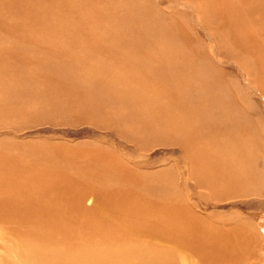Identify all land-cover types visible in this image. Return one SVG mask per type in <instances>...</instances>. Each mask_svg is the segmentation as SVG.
<instances>
[{"label": "rangeland", "instance_id": "1", "mask_svg": "<svg viewBox=\"0 0 264 264\" xmlns=\"http://www.w3.org/2000/svg\"><path fill=\"white\" fill-rule=\"evenodd\" d=\"M78 1L85 5L84 8L72 7ZM158 1L160 4L157 0H145L151 2V11L154 10L170 21H177L187 33L189 43L193 41L199 44L200 48L202 47L201 52L207 53L210 48L208 38L193 22L196 14L189 9H166L175 3L170 0ZM215 2L216 0H208L210 11ZM96 5V0H0V264H15L14 255L20 257L22 264L24 261L26 264H34L35 262L29 261L24 255L25 252H32L24 251V242L33 244L35 237L46 235L47 230H53L51 234L48 232L49 235L60 240L70 239L71 243L103 242L116 237L155 249H166L168 244L165 239L168 237L162 226L159 227L160 231L149 232L154 229L150 228L151 224L158 225L156 220L165 221L166 198L164 195L149 196L146 190L149 186L164 190L169 168L175 169L177 177L180 176L178 185L182 182L185 185V188L182 185L181 188L187 195L188 205L192 204L190 208L202 219L209 220L203 221L222 226L230 216L264 226V158L261 153L254 151L255 155H252L255 160L250 161L253 162V171L256 168V171H261L252 176L253 181L250 188L248 187H252V191L245 188L239 189L238 192L236 189L238 193L233 192L234 195L229 199L224 197L228 201H218L213 192L202 190L194 179H187L180 167L184 153L177 148V153L172 154L171 148L165 144L166 137L159 132V128L153 129L152 126L154 121L161 119L159 117H164L161 112L163 99L149 101L145 94L142 95L153 91L155 87L148 84L150 81L143 76L144 70L136 71L130 60L124 63L117 57V34L108 33L117 26L118 22L114 17L118 13L105 5ZM184 14L188 17L182 18ZM75 16L78 24L73 27L72 17ZM199 17L205 25L203 16ZM87 18L89 20H86ZM141 35L146 40L151 38V34ZM259 37L264 41L263 32H259ZM136 44L134 49H140L141 42ZM155 46L146 58L150 68L165 64L166 51L163 50V45ZM239 46L240 49L245 48L242 43H239ZM220 47L219 44L218 52L222 54L220 57L231 63L233 59L229 53ZM177 52L188 55L184 48H179ZM209 54L212 59L211 53ZM92 57L94 59H90ZM61 67H69L70 75L80 79L79 87L72 89L69 85L63 88L59 84L60 81H65ZM220 67L234 93L240 92L242 95L238 102L241 111L249 117L248 122L263 138L264 112L257 103L250 101L252 98L247 90L245 92L243 75L231 65ZM107 69L114 73L110 81L114 96L94 103H90L91 100L84 102L79 94L94 82H104ZM247 73L250 75L247 74L251 81L248 80L249 83L256 85L259 71L255 66H251ZM262 79L264 81V76ZM24 80L29 85L26 88ZM121 80L123 83L127 82L128 86L124 87ZM47 82L53 84L52 90L47 87ZM66 83L68 84V79ZM258 83L262 86L261 81ZM18 84L23 86L20 91L15 87ZM29 87H32L33 92L31 89L29 91ZM26 90L29 94L25 95ZM52 97L57 102L55 107L44 108L37 102V99L50 100ZM245 99H249L250 103ZM251 129H246L242 136L240 134V138L244 136L242 141L253 140L254 130ZM257 141L254 150L261 149V141ZM91 157L102 161L105 159V163H110L114 169L110 162L113 161L116 167L114 170L111 168L105 171L106 168L99 164L86 166L84 158ZM113 171L117 174H113ZM25 176L33 180L39 179L38 183L43 188L38 187H41L42 191L46 189L47 194L37 196L46 198L50 192L51 198L53 195L58 198L59 205L52 201L39 202L41 197L36 195L31 199L26 198L24 191L30 183L26 182ZM63 196L70 199H63ZM49 204L64 208L69 216L73 214L78 219L73 224L68 222L73 231H67L64 218L46 224L45 221H40L38 225L37 219L32 217L36 214H32L31 210L37 211L39 206L46 208ZM137 208L143 209L136 215L134 210ZM52 224L57 227L56 230L52 229ZM102 225L106 226V229ZM39 226L44 231L39 229ZM242 231L247 234L246 230L240 229L241 234ZM40 232L43 234H39ZM68 234L72 235L69 237ZM243 237L237 239L241 240ZM260 237L264 239V232L260 233ZM43 242L45 243V239ZM169 247L177 249L172 245ZM47 249L43 251H48ZM234 264H264V251H248V254L239 257Z\"/></svg>", "mask_w": 264, "mask_h": 264}, {"label": "bare ground", "instance_id": "2", "mask_svg": "<svg viewBox=\"0 0 264 264\" xmlns=\"http://www.w3.org/2000/svg\"><path fill=\"white\" fill-rule=\"evenodd\" d=\"M170 1L175 4L172 7H166V9L177 7L182 10L189 9L196 14L193 22L204 31L208 38L210 48L207 53L206 51L205 53L201 52L202 47L200 48L199 44L193 41L189 43L190 39L187 33L181 25L176 23L177 21H170L168 18L160 16L161 14L155 13L154 10L151 11V2L148 3L145 0H96V6L105 5L108 8L115 9L116 13H118L114 17L118 24L114 27L115 30L113 28L108 33L117 34V40H119V45L115 43L117 57L121 58L120 60L124 63L130 60L131 66L136 71L144 70L143 76L150 81L147 83L155 87L153 91L142 93V95L145 94L144 96H147V99H150L149 101H156L159 98L163 99L161 112L164 117H159L161 119L154 121L152 126L153 129L155 127L159 128V132L166 137L165 144L171 148L172 154L175 155L177 153V148L184 153L183 164H180L183 169L182 173L187 176V179H194L195 183L202 187V190L213 192V195L217 196L218 201L219 199H221L220 202L228 201L236 189L238 192H240L239 189L244 190L246 188L245 190H247L251 186V181H253L252 176L261 173V171H256L257 168L253 171V162L251 163L250 161L252 159L253 161L255 160L252 155H255L254 151L261 153L264 158V135L262 138V135L257 134L253 126L248 122L249 117L241 111L242 109L238 104L240 102L239 97H242V95L240 92L234 93L230 87L231 85L229 86L230 83L228 84V78L221 72L220 66L231 65L241 72L246 85L245 92L247 90V93L251 96L250 98H252L250 101L257 103L264 112V81L262 79L264 76V41L259 37V32L264 33V0H255V2L254 0L252 2H248V0H216L215 6L211 11L208 7V0ZM178 2H180L179 5ZM80 3L81 1H78L72 7L84 8L85 5ZM157 3L160 4L158 0ZM199 15L203 16L207 24L205 23L204 25ZM182 16V18L188 17L185 14ZM72 18V25L75 27L78 24V20L75 19L76 16ZM86 20L89 19L87 18ZM162 24L165 26L163 27ZM61 30H64V28H61ZM141 34L143 36L151 34L150 40L144 39ZM138 42H141V48L134 49ZM157 43L159 45L162 44L164 47L160 51L162 49L166 51L165 64L162 63L158 67L150 68L146 58L150 56L151 50L155 49V45H158ZM239 43H242L245 48L242 47L240 49ZM219 44L221 45L220 48L229 53L233 59L231 63H227L221 58L222 54L218 52ZM179 48L187 50L188 55L177 52ZM208 52L211 53L212 59L209 57L210 54ZM251 66H255L259 71L256 85L249 83L250 78L247 71L249 68L251 69ZM60 69L64 73L63 79L65 81L58 82L63 88L70 85L73 89L78 86L80 79L70 75L69 67H61ZM107 72L104 82L93 81L94 83L90 87L85 88L84 91L82 90L83 93L81 92L79 97L82 96L84 102L91 100L90 103H94L112 97L114 90H111L110 81L114 73L112 71L109 72L108 69ZM23 77L20 76V78ZM27 78L29 77L27 76ZM66 79H68V84ZM258 81H261L262 86H259L260 82L258 83ZM121 83H123L122 80ZM26 84L27 82L24 80V88L29 86ZM18 85L15 86L17 90H22V84ZM47 85L52 90L51 86L53 84L47 82ZM123 86L127 87L128 83H123ZM31 88L29 87V91ZM149 88L152 89V87ZM118 89L121 90V88ZM24 94H29V92L26 90ZM249 99L245 100L250 103ZM37 102L44 108L55 107V104H57L54 97L50 100L43 98L38 101L37 99ZM248 128L254 130V138L253 140L244 139L242 141L244 136L240 138V134L242 136ZM257 140L261 141V149L257 147L258 149L254 150ZM83 162L87 163L86 166L99 164L101 167L106 168L105 171L112 168L110 163H105V159L102 161L96 157L84 158ZM110 162L115 169L116 164L113 161ZM249 169H251L250 172ZM174 170L172 168L167 169L164 190L155 186H149L148 190H146L149 196L161 197V195H164L166 198L165 221L156 220L158 225L151 224L150 228L154 229L149 230V232L153 233L152 231H154L155 233V231H160L159 227L162 226L168 237V239H165V243L168 244L167 247L165 246L166 249H155L141 245V243L128 242L116 237L108 241L103 240V242L80 241L71 243L70 239L60 240L49 235L53 230H47L49 233L45 232L47 234L44 235L40 232L39 234L43 235L40 238L35 237L33 244L24 242V251H32L31 253L25 252L24 255L29 261L35 262L34 264H234L235 262L237 263L239 257L248 254V251H254V253L264 251V239L260 237V233L263 234L264 232V226L253 224L248 220L244 221V219L238 220L236 216V218L229 216V220H223L225 223L222 224L223 227L220 226L221 224L217 226L207 222L209 220L206 218L203 219L207 221H203L201 216L190 208L192 204L188 205L187 195L181 188L182 186L185 188V185L183 182L178 185L180 176L177 177V172ZM113 174H117V172L113 171ZM262 176L264 177V175ZM24 178L27 177L25 176ZM102 180L104 179L102 178ZM12 181L14 182V180ZM98 181L100 182L101 180ZM258 181L260 182V179ZM26 182L33 184V186H29L30 184L26 186V191H24L26 198L31 199L35 195L44 196L45 193L47 194L46 189L42 191L43 186L38 183L39 179L27 178ZM29 187L32 189H29ZM249 190L252 191V187ZM242 193L244 194V191ZM48 194L49 197L46 198L37 196L41 197L39 202L52 201L55 205H59L58 198L55 195L51 198V193L49 192ZM63 197V199H70L66 198V196ZM143 208L134 210L135 214L140 213L139 210ZM31 213L37 215H32V217L37 219L38 225L43 221L46 224L47 222L51 221L52 223L64 218L66 220L65 227L69 232L73 231L69 223L73 224L78 220L73 214L69 216L68 211L64 210V208L56 207L52 204H49L46 208L39 206L37 211L31 210ZM216 217L218 218V216ZM234 219L238 221L234 222ZM226 224L227 226L225 227L224 225ZM52 227H54L52 228L54 230L57 229L53 224ZM102 227L106 229V226L102 225ZM39 229L42 230L41 226H39ZM240 229L246 230L247 234L242 231V235ZM70 235L72 234H68L69 237ZM242 236L244 237L241 240L237 239ZM44 239L45 243L43 242ZM169 245L177 249H172ZM45 248H48V251H43ZM14 256L16 258L15 264H22L20 257L18 255ZM24 264H26L25 261Z\"/></svg>", "mask_w": 264, "mask_h": 264}]
</instances>
